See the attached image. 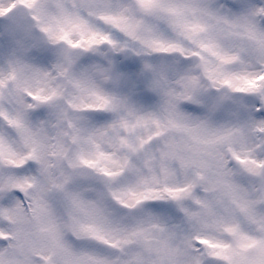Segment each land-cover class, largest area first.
<instances>
[{
  "label": "snow or ice",
  "instance_id": "obj_1",
  "mask_svg": "<svg viewBox=\"0 0 264 264\" xmlns=\"http://www.w3.org/2000/svg\"><path fill=\"white\" fill-rule=\"evenodd\" d=\"M0 264H264V0H0Z\"/></svg>",
  "mask_w": 264,
  "mask_h": 264
}]
</instances>
